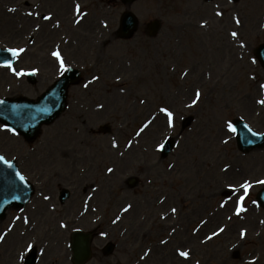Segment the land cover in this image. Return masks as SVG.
<instances>
[{"label":"rangeland","instance_id":"rangeland-1","mask_svg":"<svg viewBox=\"0 0 264 264\" xmlns=\"http://www.w3.org/2000/svg\"><path fill=\"white\" fill-rule=\"evenodd\" d=\"M249 3L255 10L264 5ZM215 6L201 0L0 1V47L27 49L12 68L0 67V99L35 98L46 90L64 71L51 56L56 50L65 68L84 75L70 89L67 110L33 142L0 124V154L17 163L37 194L26 211H10L0 223V264H23L28 246L44 241L37 264H72L69 237L75 229H97L89 264H264V210L255 201L264 186L258 183L264 180V147L240 152L228 127L241 119L264 133V69L253 52L261 43L255 36L263 39L264 31L249 26L248 58L224 61L233 57L212 54L204 26ZM126 11L140 25L123 40L118 27ZM154 19L163 27L150 38L146 26ZM37 63L54 68L37 71V84L16 74ZM163 108L173 112L174 126ZM148 120L153 123L147 128ZM159 122L162 127L149 133ZM167 138L175 147L162 158ZM131 178L137 181L133 188ZM90 186L94 196L82 215ZM62 187L71 198L58 207ZM107 235L117 244L111 257L101 253Z\"/></svg>","mask_w":264,"mask_h":264},{"label":"water","instance_id":"water-1","mask_svg":"<svg viewBox=\"0 0 264 264\" xmlns=\"http://www.w3.org/2000/svg\"><path fill=\"white\" fill-rule=\"evenodd\" d=\"M133 1V0H125ZM137 21L130 13H125L121 20V33L129 37L136 29ZM153 33L159 27L158 22L152 23ZM257 55L264 66V46L257 51ZM6 53H0V63H12ZM80 74L69 70L51 89H49L39 100L30 101L26 99L1 100L0 122L14 129L17 133L28 140H32L40 132L44 124L53 122L64 110L67 88L77 82ZM237 141L242 151H248L264 145V135L260 136L252 131L241 121H237ZM173 147L172 141L166 143L164 155H168ZM11 165V166H9ZM14 163L0 161V219H3L5 211L11 207L22 208L27 203L31 190L27 182L21 179ZM258 200L264 207V190L258 195ZM90 234L75 232L73 234L72 249L76 263L88 260L90 251ZM32 264V262H28Z\"/></svg>","mask_w":264,"mask_h":264},{"label":"flooded vegetation","instance_id":"flooded-vegetation-1","mask_svg":"<svg viewBox=\"0 0 264 264\" xmlns=\"http://www.w3.org/2000/svg\"><path fill=\"white\" fill-rule=\"evenodd\" d=\"M264 3V0H262ZM51 7V6H50ZM249 7L250 4L246 1L242 3V6L240 8H233L230 7L229 10L226 13H222V15H217V10H215L210 19L214 22H216L213 25V33L216 34L218 32L219 27H223L225 25L224 31L227 35V41L231 45L232 43L236 44H244L247 45L248 39H249V31L248 26L250 23V20L254 21V28L261 30L260 24L264 22V13H261L258 11L256 17L253 19H250V13H249ZM240 20V23H236V19ZM230 25V27H227ZM234 25L237 26V29L234 30H227L228 28H232ZM232 32H236L238 35L236 37L232 36ZM38 215H43L45 213L38 212ZM46 217L43 216L42 220H45Z\"/></svg>","mask_w":264,"mask_h":264},{"label":"snow or ice","instance_id":"snow-or-ice-1","mask_svg":"<svg viewBox=\"0 0 264 264\" xmlns=\"http://www.w3.org/2000/svg\"><path fill=\"white\" fill-rule=\"evenodd\" d=\"M79 11V9H77ZM12 11H15V9H12ZM217 15H222V13H217ZM45 19H51L50 16H46ZM236 23L239 24L240 23V20L237 18L236 19ZM238 34L236 32H232V36L233 37H236ZM9 52H11L13 55H19L20 53H23L25 51V49L23 48H20V49H15V48H11V49H8ZM52 55L56 56L59 60H60V65H61V68L64 70V71H67V69L65 68L64 66V60L63 58L61 57V54L57 51V52H53ZM6 67H9V68H12V65L9 63V64H6ZM13 71L15 72V69H13ZM17 75H22L23 73H16ZM98 79V78H97ZM200 96H201V93L199 91L196 92V96H195V100H194V104L196 102L199 101L200 99ZM259 103L261 104H264V100H261L259 101ZM162 112H165L166 115H167V118H168V124L169 126H174V120H173V112L170 111L169 109L167 108H163L161 109ZM228 127L230 128V130L232 131H235L234 128H232L231 124L228 125ZM0 161H4L5 163H8V161L5 160V157L0 155ZM11 166V165H9ZM112 169H109V172H111ZM21 179H23V177H21ZM258 183L264 185V180H260L258 181ZM244 188H248L250 187V185L248 184H245L243 185ZM241 204H242V201H241ZM131 206H129L130 208ZM125 211H128V209L126 208ZM177 210L175 208L172 209V212L175 213ZM244 211L243 207H239L237 209V215L240 214V212ZM27 219H25V223H27ZM63 227H67L66 225H62ZM224 229L221 228L220 229V232H223ZM215 235V234H214ZM242 236L246 235V232H242L241 233ZM4 240V236L3 235H0V242H2ZM179 255L185 259L189 258V253L188 252H185V251H181L179 253Z\"/></svg>","mask_w":264,"mask_h":264},{"label":"bare ground","instance_id":"bare-ground-1","mask_svg":"<svg viewBox=\"0 0 264 264\" xmlns=\"http://www.w3.org/2000/svg\"><path fill=\"white\" fill-rule=\"evenodd\" d=\"M151 118V117H150ZM151 125V124H150ZM149 125V126H150ZM149 126H147V128L149 127ZM162 127V124H161V122H159V124H153V127H150L149 129H148V132L149 133H151V134H154L156 131H158V129H160Z\"/></svg>","mask_w":264,"mask_h":264}]
</instances>
